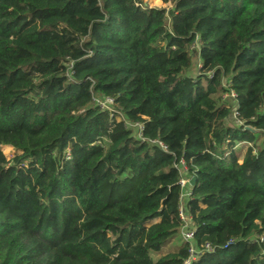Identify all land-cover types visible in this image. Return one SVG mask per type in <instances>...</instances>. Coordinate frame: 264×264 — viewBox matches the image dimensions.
<instances>
[{
    "label": "trees",
    "instance_id": "1",
    "mask_svg": "<svg viewBox=\"0 0 264 264\" xmlns=\"http://www.w3.org/2000/svg\"><path fill=\"white\" fill-rule=\"evenodd\" d=\"M161 1L0 0V264H264V0Z\"/></svg>",
    "mask_w": 264,
    "mask_h": 264
},
{
    "label": "built area",
    "instance_id": "2",
    "mask_svg": "<svg viewBox=\"0 0 264 264\" xmlns=\"http://www.w3.org/2000/svg\"><path fill=\"white\" fill-rule=\"evenodd\" d=\"M148 8H150V7H148ZM232 96L235 97L234 93L232 94ZM96 103H97V105L100 108L112 111L114 100L112 98H110V97H107L105 99H96ZM234 117L237 120V111H234ZM138 128H139L138 129V137L142 141H144L145 138L142 135V131H141L142 129H141L140 126H138ZM151 142L160 145L163 149H167V147L163 143L158 141V140H154V141H151ZM185 169L186 168H185L184 164H182V169L181 170L185 171ZM180 185L184 189L183 190V197L190 196V194H191L190 188H189L190 179H187V178L183 177L180 180ZM179 215H180V218H181V221H182V224H183L182 225V229H181L182 238H183V240L185 242L190 243V256H189V258L187 260H185L184 264H191V262L193 260H195L201 252H203V251L211 252V251H213V247L209 243H206L203 246L202 250H197L194 247L195 228L192 225V217H191V215H188L186 210H185V208H183V207L180 208Z\"/></svg>",
    "mask_w": 264,
    "mask_h": 264
},
{
    "label": "rangeland",
    "instance_id": "3",
    "mask_svg": "<svg viewBox=\"0 0 264 264\" xmlns=\"http://www.w3.org/2000/svg\"><path fill=\"white\" fill-rule=\"evenodd\" d=\"M144 6L146 7H162L164 6L161 0H144ZM166 6V5H165ZM198 58L195 57L194 60L196 61ZM196 64V62H195ZM235 118V117H234ZM4 153L6 155H8L9 157H11L12 155V149L10 147H5L4 148ZM181 243V238L178 236L177 238H175L169 245H167L162 251L161 253H167L170 251H176L179 247Z\"/></svg>",
    "mask_w": 264,
    "mask_h": 264
},
{
    "label": "water",
    "instance_id": "4",
    "mask_svg": "<svg viewBox=\"0 0 264 264\" xmlns=\"http://www.w3.org/2000/svg\"><path fill=\"white\" fill-rule=\"evenodd\" d=\"M195 181H196V178H195V177H192V178L190 179V185H191V186H194V185H195Z\"/></svg>",
    "mask_w": 264,
    "mask_h": 264
}]
</instances>
